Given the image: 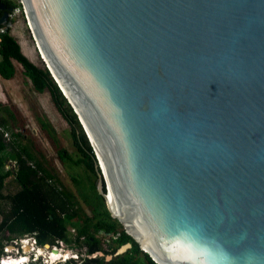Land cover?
Masks as SVG:
<instances>
[{
  "label": "water",
  "instance_id": "95a60500",
  "mask_svg": "<svg viewBox=\"0 0 264 264\" xmlns=\"http://www.w3.org/2000/svg\"><path fill=\"white\" fill-rule=\"evenodd\" d=\"M19 4L139 248L157 264H264V0Z\"/></svg>",
  "mask_w": 264,
  "mask_h": 264
},
{
  "label": "trees",
  "instance_id": "16d2710c",
  "mask_svg": "<svg viewBox=\"0 0 264 264\" xmlns=\"http://www.w3.org/2000/svg\"><path fill=\"white\" fill-rule=\"evenodd\" d=\"M7 3L11 10L19 8V4L11 1ZM10 21L11 19L9 23ZM2 28L4 29V25H0V30ZM15 63L20 66L21 74L27 79L34 93L47 92L54 110L69 127L74 156L59 147L55 131L44 117L35 118L38 128L55 148L57 158L73 166H82L85 171L95 176V159L75 115L44 65H35L29 61L21 53L7 28L0 32L1 79L11 80L14 77ZM2 131L7 132V127L0 119V168L6 160L13 162L12 169L3 172L0 170V253L3 246L1 240L7 242L16 235L27 234L33 237L36 245L46 243L56 246L57 241L79 245L84 252L78 264H157L147 253L142 252L133 238L109 216L102 197L95 189V181L90 182L87 175V182L81 183L79 178L70 177L78 197L88 209V213L77 211L73 194L57 185L53 174L42 166L33 152L17 142L20 133L9 134V140L5 141ZM11 137L13 140H10ZM8 176L11 177L5 181ZM68 227L73 230L72 235ZM98 233H102L100 236L109 235L108 249L100 246ZM127 241L132 243V247L124 254L113 256L109 260H104L103 256L91 257L96 251L111 254L119 244Z\"/></svg>",
  "mask_w": 264,
  "mask_h": 264
},
{
  "label": "rangeland",
  "instance_id": "374dc122",
  "mask_svg": "<svg viewBox=\"0 0 264 264\" xmlns=\"http://www.w3.org/2000/svg\"><path fill=\"white\" fill-rule=\"evenodd\" d=\"M9 1L14 4H19V0ZM8 30L9 34L16 40L21 53L33 64L41 65L42 61L40 59L39 53L37 51L27 23L24 19L20 4L19 8L13 10V13L11 14V21ZM14 69V77L11 80H3L0 78V119L3 120L6 124L8 140L9 134L20 133L21 136L17 139V142L28 147L33 152L35 158L42 164V166H44L51 174H53L54 182L57 185L70 191L73 194L76 202V205L74 207L77 209V211H85L88 213V209L78 197L77 190L70 177L75 176L76 178H79V183H81V181L87 182L85 178L86 175L89 177L90 182L95 181L96 177L85 171L82 166H73L68 164V162L66 161L62 162L57 158L55 148L52 147L51 142L38 128L35 118L44 117L55 131V137L58 141L59 147L64 149L67 154L74 156L75 151L70 143L69 127L54 110L47 92H43L41 94L34 93L31 90L30 84L27 79L24 78L21 74L20 66L15 63ZM10 140H13L12 137ZM5 162L7 166L2 165L0 168L1 172L6 169H12V164L9 163L10 165H8L7 160ZM10 177L11 176L6 177L5 181ZM68 231L72 235L73 230L68 227ZM98 235V237H100V246L103 249H108L109 247L107 243L109 242V235L100 236L102 235V233H98ZM22 237L26 238V240L24 239L22 242L27 241L29 247L36 246L38 247L37 249L42 250V253L36 260H32V258H36V254L29 257L30 253H27L26 258L29 257L30 260L26 264H35V261L42 262V260L44 261L45 258L47 259V264L50 262L47 258L49 255L47 254L51 246L45 247V243L43 245H36L35 243H32L31 237H28L27 234L23 236L16 235L12 238L11 241L7 242L5 240H1L3 246L1 248L0 257H14L18 255V253H26V251L23 250V244L25 242L23 244H20ZM109 245L111 246L112 244L110 243ZM55 247L58 248L56 253L59 256V259L55 260L52 264H64L63 261L59 260L66 259L68 258V256L74 257V253L77 255L80 254L82 256L84 252V249L79 245H73L72 243L68 245L62 241H57ZM32 252L35 253L36 251L32 250ZM138 256L140 257L141 254H138ZM80 259L78 261H76L75 259H67L68 261L66 260V263L78 264L80 262ZM73 260H75L76 262ZM57 261H59V263H56Z\"/></svg>",
  "mask_w": 264,
  "mask_h": 264
},
{
  "label": "bare ground",
  "instance_id": "6f19581e",
  "mask_svg": "<svg viewBox=\"0 0 264 264\" xmlns=\"http://www.w3.org/2000/svg\"><path fill=\"white\" fill-rule=\"evenodd\" d=\"M37 48V46H36ZM43 58V57H42ZM107 198V197H106ZM107 203H108V206L110 208V210L112 212H115L116 208L114 207V205L111 203V201L107 198ZM26 240V239H25ZM25 243L23 244L24 247H23V250L24 251H30V247H29V244L27 241H24ZM144 247V246H143ZM145 248V247H144ZM9 250V249H8ZM35 250L36 252L34 254H36V257L39 256L41 253H42V250L41 249H33ZM58 250L57 247H55V251H51L49 250V256H48V259L50 262H53L55 261L56 259L59 258V256L57 255L56 251ZM146 250V249H145ZM44 254V253H43ZM68 257H71V256H68ZM24 261H26V258L24 257V255H20V257H13V256H4L1 258L0 260V264H20L21 262L23 263ZM59 264H62V263H59Z\"/></svg>",
  "mask_w": 264,
  "mask_h": 264
},
{
  "label": "clouds",
  "instance_id": "9594fccd",
  "mask_svg": "<svg viewBox=\"0 0 264 264\" xmlns=\"http://www.w3.org/2000/svg\"><path fill=\"white\" fill-rule=\"evenodd\" d=\"M20 244H21V243H20ZM34 248L37 249L36 246H35V247H30V251H28V252H26V253H23V252L21 251L22 253H18V255L14 256V257H18V256H20V255L22 254V255H24V257L26 258V254H27V253H30V254H29V257H30V256L34 255V252H32V250H33ZM20 249H21V248H20ZM29 257L26 258V261H24L23 263L21 262L20 264H26V263L30 260ZM1 258H2V257H0V260H1ZM37 258H38V256H37L35 259L32 258V260H36ZM80 258H81V255H80V254L77 255V254L74 253V257H68V258H66V259H62V260H59V261H63L64 264H67V263H66V260H67V259H68V260H70V259H75L76 261H78ZM58 259H59V258H58ZM56 260H57V259H56ZM68 260H67V261H68ZM75 260H73V261H75ZM59 261H57L56 263H59ZM76 261H75V262H76ZM42 262H43V260H42ZM42 262H41V261H35L34 263H35V264H43ZM52 263H54V261H53V262H50V263H48V264H52ZM32 264H33V263H32ZM46 264H47V263H46Z\"/></svg>",
  "mask_w": 264,
  "mask_h": 264
},
{
  "label": "flooded vegetation",
  "instance_id": "af4514ba",
  "mask_svg": "<svg viewBox=\"0 0 264 264\" xmlns=\"http://www.w3.org/2000/svg\"><path fill=\"white\" fill-rule=\"evenodd\" d=\"M9 0H0V18L2 17V15H6V18L4 19V22L2 24H0L1 26H5V24L7 22H9V19H11V14H12V10L9 6V4L7 3Z\"/></svg>",
  "mask_w": 264,
  "mask_h": 264
},
{
  "label": "built area",
  "instance_id": "2783aa9c",
  "mask_svg": "<svg viewBox=\"0 0 264 264\" xmlns=\"http://www.w3.org/2000/svg\"><path fill=\"white\" fill-rule=\"evenodd\" d=\"M13 10H16V9H13ZM13 10H12V13H13ZM0 32H2V30H0ZM2 132H3V133H2V138H3L5 141H7V140H8V138H7V136H8V135H7V132H6V131H2ZM9 163L12 164V166H13V162H12V161H9V160H8V165H10ZM4 165L7 166L6 162H5ZM12 166H11V167H12ZM28 237H31L32 243H35V242H34V239H33L32 236H28ZM24 239H26V238H25V237H22V238H21V242H20L21 244L24 243V242H22ZM80 239H81V238H80ZM19 240H20V239H19ZM31 245H34V244H31ZM48 246H50V245H48ZM37 248H38V247H37ZM51 248H55V246L52 245V246L50 247V249H51ZM48 249H49V248H48ZM47 255H49V252H48ZM47 258H48V257H47ZM46 262H47V259L45 258L44 261H43V263H46ZM48 262H49V261H48ZM49 263H50V262H49Z\"/></svg>",
  "mask_w": 264,
  "mask_h": 264
}]
</instances>
